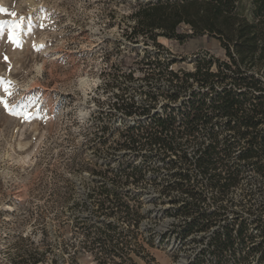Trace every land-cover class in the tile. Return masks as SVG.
Wrapping results in <instances>:
<instances>
[{
	"label": "rangeland",
	"instance_id": "obj_1",
	"mask_svg": "<svg viewBox=\"0 0 264 264\" xmlns=\"http://www.w3.org/2000/svg\"><path fill=\"white\" fill-rule=\"evenodd\" d=\"M149 1L154 0H0V264H10L7 248L17 240H45L54 256L64 245L77 244L80 222L91 225L98 217L91 193L112 185L136 194L131 204L141 203L140 230L121 225L127 239L136 234L139 242L158 235L168 240L166 246L143 242L148 257L130 253L136 264H174L235 218L245 221L251 240H232L222 251L209 245L201 264H264L259 251L246 263L238 261L247 245L261 240L256 220L264 221L259 209L264 192L252 164L238 158L243 144L236 134L214 127L234 140L225 163L241 169L238 184L219 199L191 163L204 201L186 214L181 209L190 196L163 192L184 168L179 159L152 146L123 144L129 128L182 104L184 91L169 100L176 87L168 70L191 72L199 56L226 59L219 41L208 35L133 38V13ZM241 6L247 10L249 0ZM130 105L135 107L128 114ZM209 131L210 126H198L193 142L183 145L188 156ZM203 213L219 215L218 222L188 230L190 219ZM74 264L97 263L93 253L81 250Z\"/></svg>",
	"mask_w": 264,
	"mask_h": 264
},
{
	"label": "trees",
	"instance_id": "obj_2",
	"mask_svg": "<svg viewBox=\"0 0 264 264\" xmlns=\"http://www.w3.org/2000/svg\"><path fill=\"white\" fill-rule=\"evenodd\" d=\"M133 19V38L149 34L155 42L157 36L183 39L208 35L219 41L226 59L199 56L191 72L168 70L169 82L176 87L169 100L177 99L184 91L182 104L176 110L164 109L153 114L143 126L129 128L123 144L132 148L152 146L164 157L174 155L179 159L184 168L175 172L177 179L166 185L163 192L178 190L190 196L191 201L181 209L186 214L204 201L202 186L188 169L191 163L206 179L205 186L215 190L219 199L238 184L241 169L225 163L234 140L221 137L214 130L219 124L242 142L238 158L252 164L263 180L260 189L264 192V0H249L245 11L241 0H154L141 4ZM182 26L191 32L182 34ZM133 107L128 106V114ZM199 125L210 126L208 138L197 142L194 154L188 156L183 145L193 142ZM91 198L98 217L91 225L80 222L82 238L77 244L72 242L71 248L64 245L62 253L54 256L53 247L45 240H17L7 248L8 262L67 264L70 259L74 264L81 250L93 253L97 264H136L130 253L146 260L143 242L151 241L139 242L136 234L127 239V231L121 227L126 223L127 228L140 230L141 203H130L138 196L129 190L117 192L112 185L101 186L98 192L91 193ZM259 209L264 214V201ZM99 216L103 218L99 220ZM218 216L203 213L192 218L188 230L209 228L218 222ZM256 226L261 240L247 245L248 251L238 261L246 263L253 251L264 257V221L257 219ZM213 240L216 250L222 251L233 246L232 240L246 243L251 238L246 234L245 221L235 218L213 232Z\"/></svg>",
	"mask_w": 264,
	"mask_h": 264
},
{
	"label": "built area",
	"instance_id": "obj_3",
	"mask_svg": "<svg viewBox=\"0 0 264 264\" xmlns=\"http://www.w3.org/2000/svg\"><path fill=\"white\" fill-rule=\"evenodd\" d=\"M191 233V232H188ZM193 234H188L186 237H192ZM185 237V238H186ZM168 240L163 239L161 236L154 237V240H151L152 245H160V246H166ZM182 242H186L188 240H178ZM192 242H196L199 240H189ZM204 242V246H201L200 248L193 249L191 252H189L187 255H183L181 258H179L176 263L174 264H201L202 260L206 257L205 254H209L208 249L209 245L215 248V240H202ZM171 243H173V240H171ZM170 243V244H171ZM216 250V248H215ZM218 251V250H217ZM215 257V256H214ZM212 260V259H211Z\"/></svg>",
	"mask_w": 264,
	"mask_h": 264
},
{
	"label": "snow or ice",
	"instance_id": "obj_4",
	"mask_svg": "<svg viewBox=\"0 0 264 264\" xmlns=\"http://www.w3.org/2000/svg\"><path fill=\"white\" fill-rule=\"evenodd\" d=\"M0 82H2V78H0ZM5 83V85H7L8 83H10V82H4ZM5 91H7V87H5ZM0 102H3V98L2 97H0ZM5 108H8L9 106L7 105V103L5 102ZM21 111L27 116L28 115V113H27V110H26V108H21ZM14 114H21L20 112H16V113H14Z\"/></svg>",
	"mask_w": 264,
	"mask_h": 264
}]
</instances>
